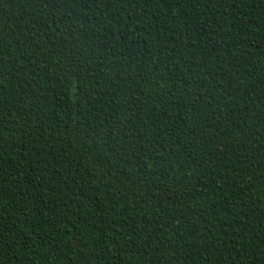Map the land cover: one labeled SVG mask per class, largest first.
Instances as JSON below:
<instances>
[{
    "label": "trees",
    "instance_id": "1",
    "mask_svg": "<svg viewBox=\"0 0 264 264\" xmlns=\"http://www.w3.org/2000/svg\"><path fill=\"white\" fill-rule=\"evenodd\" d=\"M0 264H264V0H0Z\"/></svg>",
    "mask_w": 264,
    "mask_h": 264
}]
</instances>
